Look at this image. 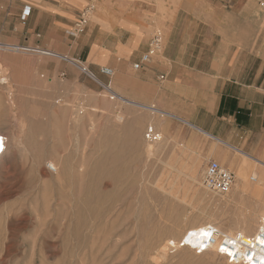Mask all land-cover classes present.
<instances>
[{"label": "rangeland", "instance_id": "obj_1", "mask_svg": "<svg viewBox=\"0 0 264 264\" xmlns=\"http://www.w3.org/2000/svg\"><path fill=\"white\" fill-rule=\"evenodd\" d=\"M137 2L132 10L144 15L142 24H98L91 1L72 23L42 17L43 30L33 31L27 19L17 20L15 0H0V44L24 49L0 52V78L9 84L0 83V264H229L213 250L198 254L175 244L192 225L233 226L251 208L264 214L247 195H232L240 172L227 166L230 150L219 145L222 156H204L197 145L209 142L194 129L157 127L158 115L109 100L106 87L126 100L149 99L147 71L165 63L161 49L146 69L132 70L154 31L164 35L168 5L176 0ZM88 8L82 31L70 36ZM101 67L113 75H101ZM105 100L113 107L103 110ZM80 107L85 112L75 123ZM148 126L163 137L152 156L145 154ZM208 159L234 174L228 194L203 187Z\"/></svg>", "mask_w": 264, "mask_h": 264}, {"label": "crops", "instance_id": "obj_2", "mask_svg": "<svg viewBox=\"0 0 264 264\" xmlns=\"http://www.w3.org/2000/svg\"><path fill=\"white\" fill-rule=\"evenodd\" d=\"M91 1L98 24L144 22V15L132 10L139 7L137 0H15L14 6L18 21L29 8L27 23L41 31L42 17L70 24ZM163 23L165 63L147 71L145 82L153 93L128 100L158 109L160 115H152L165 127L194 129L209 142L197 145L204 156L212 155L217 139L264 161V0H176ZM99 33L116 38L115 31ZM231 152L227 166L237 172L240 160Z\"/></svg>", "mask_w": 264, "mask_h": 264}, {"label": "bare ground", "instance_id": "obj_3", "mask_svg": "<svg viewBox=\"0 0 264 264\" xmlns=\"http://www.w3.org/2000/svg\"><path fill=\"white\" fill-rule=\"evenodd\" d=\"M22 50H24V49L19 47V46H15V45H1L0 44V52L1 51H12V52H16L17 51V52H19V51H22ZM30 51H32L33 53L38 54V55L56 57L58 59L65 60V61H67L69 63H72V64L78 66V64H76L71 59H69V57L61 55L60 53H57V52L46 51V50H42V49H39V48H34V49H31ZM82 71H85V69L82 68ZM47 81H48V79H47ZM0 83H2V85L6 84V86L9 85L5 81L4 78H0ZM9 87H7V89H9V91L11 93V90H10ZM105 89L108 92L110 101H113L114 99H116V100L121 101L123 103H126V104H128L130 106L138 107L140 109L147 110L151 114L160 115V112L158 111V109L156 110L155 108H153L151 106H147V105H144V104H141V103L140 104L139 103L138 104L137 103H133L132 101L126 100L125 98H122V97L114 94L110 90V88L106 87ZM9 91H8V93H9ZM10 93H9L8 98L11 95ZM111 95H114V96H111ZM13 98H14V96H13ZM8 101H9L10 112H11V110L12 111L13 110L17 111L18 108L15 107L14 100L12 99V96L9 98ZM110 106L113 107V102H107L105 100L103 102L102 109L103 110H108V108ZM95 109H97V108H92V111L95 110ZM15 112L13 111L12 113H15ZM84 112H85V110L82 107H80L79 109H77L75 111V116L73 117L75 123H77V121H79V119H81L83 117L82 115H83ZM162 113H164V112H162ZM164 114H170V113H164ZM71 117H72V114H71ZM114 119H115L116 122L119 123V122L123 121V116L122 115H115ZM159 123L160 122L158 120V124ZM163 124H164V122H163ZM165 124H166V122H165ZM150 125H152V124H150ZM20 127H22V126H20ZM164 129H167V128H164ZM165 131H167V130H165ZM162 138L163 137L159 136V140L157 142L153 143V144H150L149 142H146L147 146L145 148V154L152 156V154L154 152V149H153L154 145L161 144ZM4 139H5L4 136L2 134H0V159H1V157H2V155L4 153V151H5ZM17 140H19V139H17ZM213 140H214V143L212 144V153L211 154H213L215 152L217 153V151L220 149L219 145H221V146H225V147L229 148L236 155L240 156L239 170L237 172H240V173L242 172L243 174L236 173L237 175L239 174V176L236 175L238 177V181H236V183L234 184L232 195L235 196V194H237L238 196H240V198L245 196V195H247L248 198L250 197L251 203L256 205V207L264 209V161L263 160H259V159L255 158L253 156H250L247 153L241 152L240 150H237V149H234V148L229 147L227 145H224L222 142H220L217 139H213ZM21 146H22V144H21ZM228 162H230V160H228ZM229 168H231V167H229ZM248 174H250V175H248ZM251 179H254V180L251 181ZM247 180H249L250 183H248ZM260 187H262L261 189H262V193L263 194L261 193ZM263 216H264V214H260V213H258V211H255L253 208H251V211L249 212V214L246 215V216L244 215V217H241L240 219L238 218L236 223L233 226H229V224H228L227 227H225L226 225L219 224L218 227H215L214 225H212L211 222L201 223V224L192 225V226L189 225L190 227L186 228L180 234V237H179V239H178V241H177V243L175 245L177 247H179V245H180L181 247H184L186 249H191V248L193 249V248L199 246L201 244V242L207 238L208 234L205 231H207L208 228H216V229H218L219 233L222 236L230 237V236H233L235 234H241L244 237H249L251 235L257 234V232L261 228V221H262ZM210 218L212 220L215 219L213 214L210 216ZM258 219L260 220L259 221V225L257 224L258 223V221H257ZM216 224H218V223H216ZM173 243L174 242H171V244H173ZM218 246H219V243L215 244L214 246H211V250L215 251L217 255H218V253H217V247ZM173 247H175V246H173ZM200 254H204V253H200ZM259 258H261V259L264 258V254L260 253L259 254ZM239 264H242V263H239Z\"/></svg>", "mask_w": 264, "mask_h": 264}, {"label": "built area", "instance_id": "obj_4", "mask_svg": "<svg viewBox=\"0 0 264 264\" xmlns=\"http://www.w3.org/2000/svg\"><path fill=\"white\" fill-rule=\"evenodd\" d=\"M90 11L91 9L88 8L80 14V21L69 32L70 36L76 37L82 31ZM28 15L29 8L25 7L21 14V20L24 21ZM162 41V33L158 30L154 31L146 52L140 56L137 62L132 64V69L140 71L149 65L161 50ZM99 73L105 77L113 75V71L109 67H101ZM144 137L149 143H155L159 140V135L151 126L146 128ZM253 180L251 179V181ZM234 181L235 176L229 169L222 167L214 160L207 162L202 178L203 187L207 191L218 195H226L231 191ZM205 232L208 234L207 238L199 246L193 248L196 253L200 254L211 250V246L219 243L217 253L224 257L229 264H264V258H259L260 253L264 254V243H261L264 240V216L257 234L249 237H244L241 234L230 237L222 236L216 228H208ZM222 248L225 250L221 251ZM229 253H232V255H229Z\"/></svg>", "mask_w": 264, "mask_h": 264}, {"label": "snow or ice", "instance_id": "obj_5", "mask_svg": "<svg viewBox=\"0 0 264 264\" xmlns=\"http://www.w3.org/2000/svg\"><path fill=\"white\" fill-rule=\"evenodd\" d=\"M261 243H264V240L261 241ZM225 249H221V251H224ZM229 255H232V253H229Z\"/></svg>", "mask_w": 264, "mask_h": 264}]
</instances>
